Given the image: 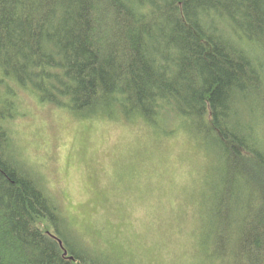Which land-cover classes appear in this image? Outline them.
I'll return each mask as SVG.
<instances>
[{
	"label": "trees",
	"instance_id": "obj_1",
	"mask_svg": "<svg viewBox=\"0 0 264 264\" xmlns=\"http://www.w3.org/2000/svg\"><path fill=\"white\" fill-rule=\"evenodd\" d=\"M28 98L184 135L205 161L193 263L264 264V0H0V264H135L85 240L31 164Z\"/></svg>",
	"mask_w": 264,
	"mask_h": 264
},
{
	"label": "rangeland",
	"instance_id": "obj_2",
	"mask_svg": "<svg viewBox=\"0 0 264 264\" xmlns=\"http://www.w3.org/2000/svg\"><path fill=\"white\" fill-rule=\"evenodd\" d=\"M25 101L18 140L85 240L117 245L135 264H194L190 231L205 161L184 135L157 141L141 124L80 121Z\"/></svg>",
	"mask_w": 264,
	"mask_h": 264
}]
</instances>
